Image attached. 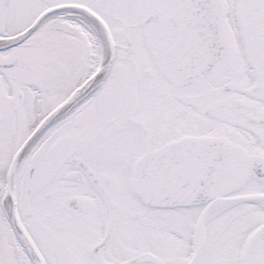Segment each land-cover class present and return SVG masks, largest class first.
<instances>
[{
  "label": "snow or ice",
  "instance_id": "1",
  "mask_svg": "<svg viewBox=\"0 0 264 264\" xmlns=\"http://www.w3.org/2000/svg\"><path fill=\"white\" fill-rule=\"evenodd\" d=\"M0 264H264V0H0Z\"/></svg>",
  "mask_w": 264,
  "mask_h": 264
}]
</instances>
